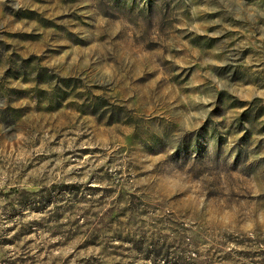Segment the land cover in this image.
I'll return each instance as SVG.
<instances>
[{"label":"clouds","instance_id":"obj_1","mask_svg":"<svg viewBox=\"0 0 264 264\" xmlns=\"http://www.w3.org/2000/svg\"><path fill=\"white\" fill-rule=\"evenodd\" d=\"M0 13V56L34 57L27 96L0 92V264H264V136L240 119L264 105V0Z\"/></svg>","mask_w":264,"mask_h":264},{"label":"rangeland","instance_id":"obj_2","mask_svg":"<svg viewBox=\"0 0 264 264\" xmlns=\"http://www.w3.org/2000/svg\"><path fill=\"white\" fill-rule=\"evenodd\" d=\"M3 13H0L2 15ZM27 15L28 13H24ZM16 61H20V67L17 69V71H13L11 67L8 68V70L5 72V77L9 81H17L18 83H9V84H4L0 83V92H3L5 88H7L8 91L12 92L13 94H16L18 96V99H23L25 96H27L29 89L26 87H23V85L29 83V75H30V70L34 68V57H28L24 58L19 56L17 53L12 52L7 56V60L5 59L4 56H0V66H4L6 63H15ZM67 75V74H66ZM71 79H74V77H69ZM260 77H257V80H259ZM72 96V100L75 101L80 98V92L81 89L79 86H75L73 89L70 90ZM113 95L119 97L120 100H125L126 97L121 93L120 89H116ZM223 95V94H222ZM135 106L137 109V115H140V105L139 102L136 100H132L129 103V107L131 108L132 106ZM237 102L231 101V99L227 100L225 102V108L220 112V115H227L230 111L235 109L236 107H239ZM45 108H47V105H44ZM68 107H72V105H69ZM21 109L18 107H15L12 109L11 113V118L17 122H22L23 121V116L21 114ZM149 111H152V109H149ZM161 112L164 110L161 109ZM65 118H62L60 120H55L53 117L52 120L48 119V115H51V113H48L44 117V123L47 124L48 126H52L55 124L56 127L64 126L67 125L73 121V116L74 115H83V113L79 112L75 108H73L72 112L68 111V108H65ZM156 115H159L160 112L155 113ZM254 114V115H253ZM264 105L257 106L256 104H253L249 106L248 112L242 114L240 117L241 120L247 121L250 125L251 128L249 131L246 133V137L249 142L254 140L257 136H264ZM237 130H240V128H237ZM213 132L215 130H212ZM232 130L228 129L227 132L225 133V136L231 135ZM227 142V141H225ZM261 146H264V139H261L259 141V144L257 145L258 148Z\"/></svg>","mask_w":264,"mask_h":264}]
</instances>
